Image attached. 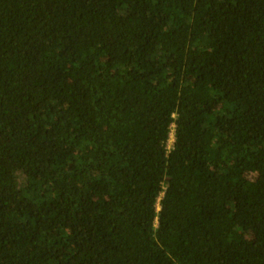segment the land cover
<instances>
[{"label": "trees", "instance_id": "trees-1", "mask_svg": "<svg viewBox=\"0 0 264 264\" xmlns=\"http://www.w3.org/2000/svg\"><path fill=\"white\" fill-rule=\"evenodd\" d=\"M0 264H264V0H0Z\"/></svg>", "mask_w": 264, "mask_h": 264}, {"label": "built area", "instance_id": "built-area-1", "mask_svg": "<svg viewBox=\"0 0 264 264\" xmlns=\"http://www.w3.org/2000/svg\"><path fill=\"white\" fill-rule=\"evenodd\" d=\"M174 126H175V124H172V129H171V132H170V136H169V139L167 141L168 150H170L172 148L173 144H174V140H175Z\"/></svg>", "mask_w": 264, "mask_h": 264}, {"label": "clouds", "instance_id": "clouds-1", "mask_svg": "<svg viewBox=\"0 0 264 264\" xmlns=\"http://www.w3.org/2000/svg\"><path fill=\"white\" fill-rule=\"evenodd\" d=\"M157 207L159 208V203L157 204Z\"/></svg>", "mask_w": 264, "mask_h": 264}]
</instances>
